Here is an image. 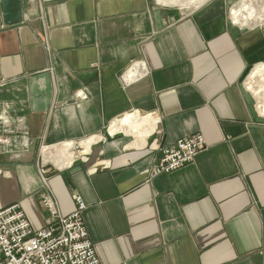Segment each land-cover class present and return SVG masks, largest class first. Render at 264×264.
Instances as JSON below:
<instances>
[{"label": "crops", "instance_id": "obj_1", "mask_svg": "<svg viewBox=\"0 0 264 264\" xmlns=\"http://www.w3.org/2000/svg\"><path fill=\"white\" fill-rule=\"evenodd\" d=\"M239 2L0 0V210L44 229L40 158L81 148L46 178L63 216L86 204L101 264H264V104L248 86L264 23L235 24ZM139 62L148 75L126 85ZM127 115L136 132L112 135ZM197 134L193 163L152 176Z\"/></svg>", "mask_w": 264, "mask_h": 264}, {"label": "built area", "instance_id": "obj_2", "mask_svg": "<svg viewBox=\"0 0 264 264\" xmlns=\"http://www.w3.org/2000/svg\"><path fill=\"white\" fill-rule=\"evenodd\" d=\"M147 75L146 64L139 62L134 63L122 79L130 85ZM77 97L87 96L81 91ZM205 148L201 134L179 140L162 150V158L153 167L152 176L169 174L193 163ZM48 164L51 163L41 159L39 168L43 183L41 200L49 213L47 226L35 231L19 204L0 210V264H101L82 218L86 204L79 196H74L76 211L69 216L61 214L46 178Z\"/></svg>", "mask_w": 264, "mask_h": 264}, {"label": "bare ground", "instance_id": "obj_3", "mask_svg": "<svg viewBox=\"0 0 264 264\" xmlns=\"http://www.w3.org/2000/svg\"><path fill=\"white\" fill-rule=\"evenodd\" d=\"M160 4L173 6L184 5L187 7H198L207 0H156ZM232 18L235 24L250 26L264 23V0H243L241 5L233 10ZM262 81V82H260ZM249 89L260 97L264 104V67H259L252 75L249 83ZM264 108V107H263ZM138 117L136 115H127L123 120L115 122L111 126V134L114 135L120 131L127 134L136 132V124ZM64 149L57 152H46L45 156L53 163H60L62 166L70 165L72 159L70 155H66ZM61 160L62 162H59ZM59 164V165H60Z\"/></svg>", "mask_w": 264, "mask_h": 264}, {"label": "rangeland", "instance_id": "obj_4", "mask_svg": "<svg viewBox=\"0 0 264 264\" xmlns=\"http://www.w3.org/2000/svg\"><path fill=\"white\" fill-rule=\"evenodd\" d=\"M241 1H243V0H240V2H239V6L241 5L240 3H242ZM173 6H177V4L176 5H173ZM179 6H182V7H184L185 8V6L184 5H179ZM238 6V7H239ZM187 8H192V7H187ZM232 13H233V11H232ZM234 21V20H233ZM238 25V24H237ZM91 144H93V142H91L90 143V141H88V142H85V143H83L82 144V146H83V148H86V151L87 152H89L88 150H89V147H90V145ZM71 151H73L74 152V159H73V157H72V155H70V158L72 159V162H74L78 157H82L83 159H86V157L87 156H85V155H82L81 154V151H84V149L83 150H81V148H77V149H73V147L71 148ZM44 153V152H43ZM46 154V153H45ZM46 156H44V154L41 156V158L40 159H45L47 162H49V163H51V164H49V167H53L54 165H56V166H58V167H64V165L62 166L60 163H53L52 161H50V159H47V158H45ZM59 162H62L61 160H59ZM60 164V165H59ZM54 168V167H53Z\"/></svg>", "mask_w": 264, "mask_h": 264}, {"label": "water", "instance_id": "obj_5", "mask_svg": "<svg viewBox=\"0 0 264 264\" xmlns=\"http://www.w3.org/2000/svg\"><path fill=\"white\" fill-rule=\"evenodd\" d=\"M1 5L6 10V4L2 3Z\"/></svg>", "mask_w": 264, "mask_h": 264}]
</instances>
